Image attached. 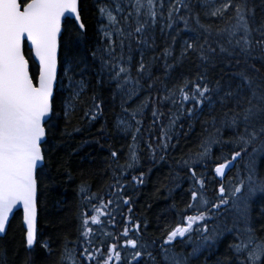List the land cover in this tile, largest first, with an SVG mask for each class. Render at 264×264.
Returning a JSON list of instances; mask_svg holds the SVG:
<instances>
[{
  "label": "snow or ice",
  "instance_id": "snow-or-ice-1",
  "mask_svg": "<svg viewBox=\"0 0 264 264\" xmlns=\"http://www.w3.org/2000/svg\"><path fill=\"white\" fill-rule=\"evenodd\" d=\"M94 7L98 19L90 37L84 0H0V239L7 235L10 217L22 209L26 247H34L39 194L50 176L59 122L63 119L69 125L80 112L88 124L102 118L107 90L113 106L119 100L121 115L115 127L131 133L132 143L123 165L117 151L110 153L109 167L115 165V183L110 185L115 189L110 193L114 199L101 197L93 206L94 215L80 213L79 235L85 245L79 254L83 260L157 264L158 253L163 264H190L205 247L214 248L230 237L229 264H264V175L260 170L264 162V79L254 75L260 71L257 63L264 67V0H94ZM201 12L226 26L214 32L211 24L201 22ZM190 20L196 29L189 28ZM161 21V33L165 28L172 31L178 21L184 30L195 32L183 41L178 56H173L175 36L159 56L152 55ZM160 60L163 71L158 76L153 68L160 66ZM185 68L195 75L181 71L177 77V69ZM142 93V100L130 108V102ZM166 105L175 111H170L168 124L163 125ZM149 108L151 124L145 142L153 161L158 153L160 160L166 158L174 147V136L179 141L176 128L180 120L196 121L207 115L205 132L214 130L196 150L176 162L187 169L190 200L158 245L140 238L141 224L131 216V197L124 195V177L139 163V141L144 138ZM158 125L160 133L154 143L152 133ZM192 126L189 123V129ZM224 129L230 133L227 140ZM73 131L81 129L77 125ZM64 134H69L66 129ZM254 144L259 146L249 152ZM215 145H220V162L212 166L214 196L209 198L206 169ZM225 145L231 146L230 157L224 155ZM234 169L236 175L228 179ZM131 180L142 185L144 173ZM87 191L82 185L81 192ZM96 198L93 195L89 200ZM121 204L129 214L122 231L118 236L104 235L123 242L110 243L106 249L92 248V225H101L100 218L108 216L115 227L113 213L123 211ZM194 235L197 242L193 244ZM177 244L193 247L185 255L176 251ZM42 247L51 254L47 241ZM76 251L65 245L61 260L76 264Z\"/></svg>",
  "mask_w": 264,
  "mask_h": 264
},
{
  "label": "trees",
  "instance_id": "trees-1",
  "mask_svg": "<svg viewBox=\"0 0 264 264\" xmlns=\"http://www.w3.org/2000/svg\"><path fill=\"white\" fill-rule=\"evenodd\" d=\"M85 10L84 18L89 28L90 37L96 32V8L94 0H84ZM197 11H200L197 9ZM259 13V9H257ZM201 22L211 24L215 32L217 28L225 27V23L214 17H205L200 14ZM164 21L160 22L156 31V46L152 51V55L159 56L166 46L172 45V37L175 36V44L173 46V56H178L180 48L184 40H188L195 35L193 31L184 30L182 22H177L172 31L164 29L161 33L160 28L163 27ZM189 28L196 29L197 25L194 20L189 21ZM138 58V57H137ZM190 63V62H186ZM158 67L153 68L156 75H161L163 68V60H160ZM260 68L259 73H254L260 79H264V67L259 63L256 65ZM183 71L184 75L193 77L195 72H189L187 68L177 69L176 76ZM135 75V73H133ZM178 82V81H177ZM95 81H93V84ZM172 81L168 84L171 87ZM156 89H161V83L157 81ZM144 93L140 97L130 102V108H135L136 104L142 100ZM105 113L104 116L92 124H88L82 120V112L72 120V123L65 125L63 119L60 120L58 131L56 133V151L53 153V162L50 166V176L42 186L39 194L38 216H37V241L34 247L29 250L25 246L24 230L21 223V213L16 212L10 220L7 228V235L0 239V264H68L67 260H61L64 253L65 245L68 249H76V264H95V261H84L79 252L84 247L85 241L79 235L81 224L80 213H88L94 215V205H98L100 198L105 201L113 198L110 193L115 189L110 185L115 183L112 175L111 151L115 150L119 154V163L125 164L128 158L129 145L132 143L131 133L120 132L115 127V120L121 115L119 100L113 102L109 97L107 90L104 93ZM164 116L162 117L163 125L168 124L170 111L175 109L171 105L162 108ZM208 119L207 115L201 116L199 120L189 121L182 119L178 122L176 132L180 133L179 141L174 136L172 145L168 150V154L164 160L159 159V153L155 161L150 159L149 151L146 146L147 128L151 124L150 108L144 118V138L139 141L138 155L139 163L134 169L128 171L124 177V183L127 185L126 197H131L132 203V219L134 222L141 224L143 240L148 242L156 241L157 245L163 239L165 230L175 226V223L184 213L186 204L190 200V180L186 168H180L176 163L181 157H186L190 151L197 148L199 142L208 135V132H214L209 128L205 132L204 121ZM134 124V121L132 122ZM192 123V128L188 125ZM79 126L81 131L74 132L73 127ZM183 125V127H179ZM103 126L104 131L100 129ZM65 129L67 135H65ZM160 126H156L153 130V142L159 136ZM229 130H223V139L229 138ZM254 144L249 147V152L253 148L258 147ZM220 145H215L212 150V159L209 161L206 172L208 173V186L205 190L206 195L211 198L214 196V180L212 166L219 163ZM231 146L225 145L223 152L225 156L230 157ZM244 161L240 162L239 168L243 171ZM261 174L264 175V162L260 166ZM144 173L145 182L142 185H135L131 177L139 176ZM178 174V175H177ZM120 173L117 171V176ZM236 175L234 169L229 173L228 179H232ZM235 182V181H233ZM86 185L88 191L81 192V186ZM95 195L97 198L89 200L90 196ZM115 206L113 205V208ZM120 209H116L113 213L116 217L115 227L110 224L108 216H102L100 219L102 224L99 226L92 225L94 235L92 237V248L106 249L110 243H122V240H113L111 236L104 233H114L119 235L123 229V220L129 214L127 206L121 204ZM145 225L147 227L145 228ZM47 241L51 247V254L42 247V243ZM103 241V244H101ZM230 237L219 242L214 248L205 247L197 258H192L190 264H229L230 253L227 244ZM197 242V237L193 236V244ZM193 244L181 246L177 244L176 251L183 252L185 255L191 252ZM6 250V251H5ZM126 254L122 252V256ZM126 264V261L124 262ZM157 264H163L157 253Z\"/></svg>",
  "mask_w": 264,
  "mask_h": 264
},
{
  "label": "water",
  "instance_id": "water-1",
  "mask_svg": "<svg viewBox=\"0 0 264 264\" xmlns=\"http://www.w3.org/2000/svg\"><path fill=\"white\" fill-rule=\"evenodd\" d=\"M27 47V46H26ZM16 212H20L21 213V223H22V228H23V230H24V241H25V232H26V226L23 224V220H22V209H18V210H16L15 212H14V214L16 213ZM13 214V215H14ZM37 216H38V213H37ZM13 217V216H12ZM12 217H10V220L12 219ZM8 228V227H7ZM36 234H37V224H36ZM25 246H26V243H25ZM27 248V247H26ZM28 249V248H27Z\"/></svg>",
  "mask_w": 264,
  "mask_h": 264
},
{
  "label": "rangeland",
  "instance_id": "rangeland-1",
  "mask_svg": "<svg viewBox=\"0 0 264 264\" xmlns=\"http://www.w3.org/2000/svg\"><path fill=\"white\" fill-rule=\"evenodd\" d=\"M217 2H219V0H217ZM120 132H123V131L120 130ZM123 133H124V132H123ZM177 252H178V251H177Z\"/></svg>",
  "mask_w": 264,
  "mask_h": 264
}]
</instances>
